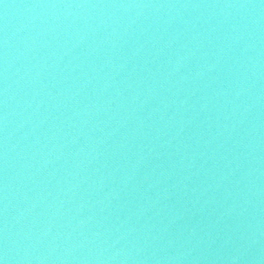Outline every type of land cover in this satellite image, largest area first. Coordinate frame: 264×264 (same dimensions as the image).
Listing matches in <instances>:
<instances>
[{
    "label": "water",
    "instance_id": "water-1",
    "mask_svg": "<svg viewBox=\"0 0 264 264\" xmlns=\"http://www.w3.org/2000/svg\"><path fill=\"white\" fill-rule=\"evenodd\" d=\"M0 264H264V0H0Z\"/></svg>",
    "mask_w": 264,
    "mask_h": 264
}]
</instances>
